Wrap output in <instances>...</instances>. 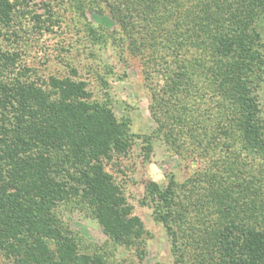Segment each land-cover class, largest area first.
<instances>
[{"label": "trees", "instance_id": "trees-1", "mask_svg": "<svg viewBox=\"0 0 264 264\" xmlns=\"http://www.w3.org/2000/svg\"><path fill=\"white\" fill-rule=\"evenodd\" d=\"M69 2L84 19L87 10L105 6L119 39L134 55L147 51L146 63L163 79L164 95L154 93L159 126L143 136L148 158L155 138L177 144L183 136L196 141L199 155L226 154L185 183L174 175L163 186L147 183L173 255L172 263L157 264H264V186L252 172L258 162L247 160L264 164L257 96L264 0ZM26 5L0 0V254L13 264H112L121 246L139 250L148 233L106 170V162L127 156L135 134L109 102L93 98L88 81L39 76L4 49L3 39L19 36L9 31ZM51 16L34 12L35 27L50 30L44 25H52ZM85 21L92 42H101ZM70 206L98 220L104 244L87 241L66 222L63 208Z\"/></svg>", "mask_w": 264, "mask_h": 264}, {"label": "rangeland", "instance_id": "rangeland-1", "mask_svg": "<svg viewBox=\"0 0 264 264\" xmlns=\"http://www.w3.org/2000/svg\"><path fill=\"white\" fill-rule=\"evenodd\" d=\"M27 3L24 6L25 14H20L9 31L17 32L19 36L15 38L11 35L10 42L3 39L1 43L4 49L18 53V63L30 66L34 69L33 73L39 76H71L88 81L93 98L109 102L120 119L130 122L131 132L135 134L127 156L115 157L106 162V170L121 185L133 215L142 220L148 233L139 249L142 251L136 247L121 246L116 257H111L112 264L172 263L171 243L165 227L154 219L146 185L150 181L166 185L171 175L181 184L185 183L196 172L215 165L214 160L222 161L226 154L219 151L214 156L212 153L199 155L196 141L183 136L184 142L177 140L178 145L167 143L165 138H155L153 153L148 158L143 136L151 134L159 126L154 113L156 110L158 112L160 106L154 93L164 95L163 79L155 75L146 63L148 52L144 56L134 55L127 48V43L119 39L116 22L105 6L101 12L86 11L87 21L101 39V42L96 43L92 42L85 26L86 19L79 15L69 0H27ZM47 4L54 10V17L46 10ZM34 12L41 14L43 20L51 16L54 20L52 25L49 21L44 25L49 26L50 30L35 27ZM262 31L264 35V28ZM73 70L77 71V76L73 75ZM35 76L32 74V78ZM102 78L107 80V85ZM257 96L264 118V79L260 81ZM190 108L194 110L195 107L190 104ZM196 108L195 114L198 112ZM158 115L164 118L162 113ZM180 144H183L182 148ZM247 155L246 152H240V157L246 158ZM248 158L258 162L252 167V172L261 179L264 186V164H259L262 160L251 155ZM63 217L87 241L100 245L107 241L100 223L89 215L87 209L64 207ZM0 264L13 263L0 254Z\"/></svg>", "mask_w": 264, "mask_h": 264}]
</instances>
